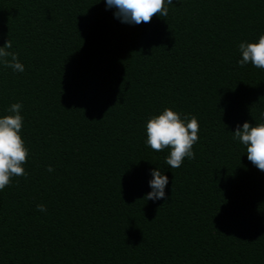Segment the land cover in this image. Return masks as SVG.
Listing matches in <instances>:
<instances>
[{
    "label": "trees",
    "instance_id": "16d2710c",
    "mask_svg": "<svg viewBox=\"0 0 264 264\" xmlns=\"http://www.w3.org/2000/svg\"><path fill=\"white\" fill-rule=\"evenodd\" d=\"M166 6L136 25L106 0H0L25 69L0 63V118L22 104L29 150L0 190V264H264V171L232 133L264 122V69L238 64L264 0ZM165 108L199 122L179 168L146 143ZM156 169L166 196L146 200Z\"/></svg>",
    "mask_w": 264,
    "mask_h": 264
},
{
    "label": "clouds",
    "instance_id": "9594fccd",
    "mask_svg": "<svg viewBox=\"0 0 264 264\" xmlns=\"http://www.w3.org/2000/svg\"><path fill=\"white\" fill-rule=\"evenodd\" d=\"M173 0H106L108 8H115L114 16L122 23H150L154 16L166 17L168 7ZM10 39L0 47V63L16 72H23L24 65L18 54L11 49ZM241 59L238 64L243 67L251 63L254 67L264 69V34L258 42H241L239 44ZM10 58V59H9ZM22 104L14 103L7 111L9 115L0 118V190L12 183L13 177L26 176L23 165L27 162L28 148L21 136L23 116L20 114ZM264 116V114H262ZM199 122L195 116L181 118L171 108H165L159 115H154L146 123L147 145L156 152L170 149L166 164L179 168L185 158L194 159L193 145L199 140ZM233 138L246 146L248 160L260 171H264V122L251 125L244 122L237 125ZM47 171L54 169L49 166ZM153 179L149 182L152 189L144 198L146 200L165 199V187L168 177L159 169L152 171ZM162 206V205H161ZM160 206V207H161ZM37 210L46 212L45 205H37Z\"/></svg>",
    "mask_w": 264,
    "mask_h": 264
}]
</instances>
